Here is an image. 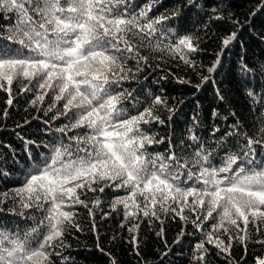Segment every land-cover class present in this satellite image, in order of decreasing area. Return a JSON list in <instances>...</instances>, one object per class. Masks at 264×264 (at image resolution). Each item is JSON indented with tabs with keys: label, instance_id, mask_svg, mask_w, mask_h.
Segmentation results:
<instances>
[{
	"label": "snow or ice",
	"instance_id": "obj_1",
	"mask_svg": "<svg viewBox=\"0 0 264 264\" xmlns=\"http://www.w3.org/2000/svg\"><path fill=\"white\" fill-rule=\"evenodd\" d=\"M191 2L195 5V0ZM155 3L149 0L138 6L133 0H0V22L8 21L4 25L6 34H0V40L5 41L0 43V91L8 95L6 105H13L15 83L20 93L32 94L30 106L45 116L53 113L50 119L65 117L68 121L55 129L60 135L44 144L48 154L40 153L39 159L28 151V145L35 141L16 133L28 151L31 167L19 187L0 192V205L11 200L10 211L32 223L24 229L0 226V264H56L53 257H60V264H64L70 258L58 249L68 247L67 227L80 230L77 206L87 209L95 229L94 209L101 201L87 196L89 192L103 193L106 188L125 193L115 195L110 203L112 211L123 210L121 227L141 215L163 224V213L202 231L204 239L195 245L192 257L200 264L208 253L205 242L230 257L233 241H239L247 255L245 241L252 238L249 225L258 234L255 242L264 253V239L259 238L264 233V158L257 159L260 153L254 147L264 146V120L257 130L258 138L250 136L236 120L230 130L215 139V147L189 128L192 144L187 148L183 140L174 145L169 139L165 152L149 151V146L163 143L164 138L156 139L142 125L164 123L155 113L156 106L169 112L173 109L166 98L151 93L141 108L142 101L122 84L134 79L142 64H147L149 57L142 55L141 49L178 56L193 66L188 53L198 48L192 34L178 35L176 29L166 25L178 11L149 15ZM261 8L264 0L257 10ZM4 13L10 15L5 17ZM236 38V32H232L223 39V46ZM130 62L134 63L130 66ZM219 62L217 59L208 71H215ZM241 71L251 69L242 64ZM207 79L202 77V81ZM245 94L252 98L253 105L259 103L250 88ZM217 95L223 99L219 92ZM46 97L50 103L44 105ZM8 116L6 107L0 119ZM218 132L219 128L213 129L214 135ZM228 137L236 138L235 151L228 146ZM193 145L195 148L188 151ZM4 147L11 149L10 145ZM217 149H225L224 155L217 158ZM9 175L0 168V178ZM3 211L0 207V213ZM186 211L191 216L185 215ZM34 213L40 214L39 218ZM209 220L213 223L210 230H205ZM139 228V222L128 227L136 247ZM157 235L163 236V228ZM222 236H227V244ZM254 264H264V254H254Z\"/></svg>",
	"mask_w": 264,
	"mask_h": 264
},
{
	"label": "trees",
	"instance_id": "obj_2",
	"mask_svg": "<svg viewBox=\"0 0 264 264\" xmlns=\"http://www.w3.org/2000/svg\"><path fill=\"white\" fill-rule=\"evenodd\" d=\"M133 2L139 6L147 4L149 0ZM261 4L262 0H195V5L191 0H156L149 15L157 16L170 14L173 10L178 11V15L165 22L166 25L176 29L178 35L192 34L195 38L193 42L198 48L197 51L188 53L193 66L185 64L178 56L173 58L163 52H154L150 48L141 49V54L149 57L147 64H142V70L135 73L134 79L122 84L124 89L132 91L133 95L142 101L141 108L146 106L148 94L151 93L153 96L166 98L168 107L173 109L169 112L163 106H156L155 113L164 123L152 122L142 125L155 134L156 139L164 138L163 143L149 146V151L165 152L169 147V139L174 145L183 140L187 148L192 144L188 139L189 128L203 141L209 142L211 147H215V139L230 130L236 120L240 121L242 129L250 136L258 138L257 130L264 120L261 116V112H264V40L260 39L264 36V8L257 10ZM213 8L216 9L215 12L212 11ZM253 12L256 14L252 15ZM8 15L10 14H3L5 17ZM217 16L221 18L217 19ZM7 23L6 19L0 22V34H6L4 25ZM232 32H236L237 38L224 47L223 39ZM0 43L5 41L0 40ZM217 59L220 62L215 71L210 73L208 69ZM133 63L130 62V66ZM242 64L247 65L251 71L243 73ZM202 77L208 79L202 81ZM181 80L185 82L181 83ZM197 85L199 87H196ZM248 88L256 94L259 103L253 105L252 98L246 96L245 89ZM218 92L223 96L222 100L218 97ZM13 97V105L8 107L5 103L8 95L0 91V117L6 107L9 112L6 119H0V168L10 174L8 178H0V192L9 191L22 184L25 171L31 167L28 151L37 159L40 158V153L47 155L48 149L44 144L60 135L55 132L56 128L68 123L65 117L53 120L50 119L53 113L49 112L45 116L43 111L30 106L32 94L20 93L15 83ZM48 103L50 101L46 97L44 105ZM44 105L40 107L43 108ZM132 114H135V110ZM25 120L28 121L27 124L24 123ZM18 124L23 127L18 128ZM214 128H219L220 132L214 135ZM17 132L20 137L35 141L34 144L28 145V151L25 150L23 140L16 135ZM227 143L232 151L236 150L235 137H228ZM4 145H10L11 149ZM254 147L260 153L257 159L264 158V146ZM194 148L195 145L187 150L192 151ZM224 153L225 149H217V158ZM124 194L123 190L114 192L108 188L103 193H88L89 200L98 197L101 201L100 207L94 209L95 229L87 209L77 206L76 223L80 225V230L67 227L65 242L68 247L58 249L62 256L70 258L64 261V264H112L113 260L115 264H200V261H194L192 257L195 245L204 237L202 231L190 222L181 221L179 217L173 218L172 214L161 213L163 224L155 218L148 219L141 215L138 220L130 219L121 227L123 210L118 208L117 211H112L110 203L115 195ZM89 206L91 207V204ZM0 207L4 209L0 213V226L15 228L18 225L24 229L32 223L31 220L25 221L10 211L13 207L11 200ZM34 214L39 218L40 214ZM185 215L191 216L187 211ZM192 218L194 219V216ZM137 222L140 223L137 234L138 247L131 243L132 234L128 232V227ZM211 223L213 221L209 220L204 229L210 230ZM161 228L162 237L157 235ZM249 230L252 238L245 241L247 255L244 244L239 241H233L230 257L205 242L208 253L204 264H229L230 260L233 264H254V254L264 253L260 244L255 242L258 234L251 225ZM232 234L236 235L235 229H232ZM178 237L179 243H174ZM221 238L225 244L228 243L227 236ZM259 238L264 239V233L259 234ZM242 257H245L243 261ZM53 259L56 264H60V257Z\"/></svg>",
	"mask_w": 264,
	"mask_h": 264
},
{
	"label": "bare ground",
	"instance_id": "obj_3",
	"mask_svg": "<svg viewBox=\"0 0 264 264\" xmlns=\"http://www.w3.org/2000/svg\"><path fill=\"white\" fill-rule=\"evenodd\" d=\"M197 105V104H196ZM201 110V109H200Z\"/></svg>",
	"mask_w": 264,
	"mask_h": 264
}]
</instances>
